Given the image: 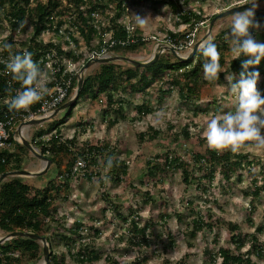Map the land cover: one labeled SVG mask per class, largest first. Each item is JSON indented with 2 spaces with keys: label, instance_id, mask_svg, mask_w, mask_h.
<instances>
[{
  "label": "rangeland",
  "instance_id": "374dc122",
  "mask_svg": "<svg viewBox=\"0 0 264 264\" xmlns=\"http://www.w3.org/2000/svg\"><path fill=\"white\" fill-rule=\"evenodd\" d=\"M226 3L229 5L224 6ZM236 3H240V0H189L183 8L199 9L205 18L193 23L194 26L199 22L196 39L205 33L211 14ZM56 9L60 10L58 14L61 16H73L76 12L75 5L68 0H60ZM260 9H264V2L258 3L255 10ZM107 12L112 16L114 11L112 9ZM134 14L149 17L145 27L134 30L149 39L136 50L116 53L147 58L170 31L185 34L193 27L189 25L192 18L183 20L165 3L129 4L123 10L124 21L130 24ZM99 16H102L104 24H108L109 19L104 14ZM230 17L231 14L218 18L210 34L212 36L221 29L227 30L225 38L229 47L224 51L226 60L235 56L228 37ZM34 20L33 16H25L22 21L24 25L17 34H13L17 25L13 26L7 18L0 20V38L6 35L23 38L26 34H32ZM43 37L61 41L57 35L44 33ZM109 37L108 32L105 39ZM254 39L264 44V35L257 34ZM76 48H80L82 52L84 50V55L88 54L84 40L78 39ZM167 53L169 52L165 51L163 54ZM99 65L100 63H95L89 66L85 75L96 71ZM80 67L81 62L78 61L77 69ZM221 67L223 69V65ZM228 75L224 72L219 75L217 82H209L204 79L201 71L196 82L197 98L191 100L179 96V85L171 91H165L159 88L157 81L144 91L135 90L130 85L126 86V91L119 87V96H115L116 101L112 104L108 103L105 93H100L96 97H80L71 114L66 117L63 116L68 111L67 108L58 112L51 120L63 119L57 126L60 140L73 138L75 144L71 143L70 151L57 152L55 163L52 161L46 172L33 177H18L40 187L55 176L58 168L63 170L68 160L81 156L79 152L88 144H100L104 149L114 148L113 155L123 159L128 167L121 180H113L104 162L106 156L97 155L95 162L87 164L85 170L73 175L69 183L62 186L53 201L55 212L52 216L55 219L49 220L47 231L49 234L52 230L51 239L48 240L50 253L65 254V264H104L106 261L103 257L106 255L118 264H218L220 258L216 257L213 261L208 252H214L223 245L234 250L230 241L233 232L231 225L234 223L242 232H254L264 248V187L258 195L250 192L254 188V183L251 182L253 177L257 178V185H264V180H261L264 149L246 142L239 152L247 153L246 159L253 160L252 163L243 161L244 166L237 167L230 179L222 176L217 167L211 181L202 180L205 189L194 178L185 183L180 168L172 169L165 175L157 173L156 179L145 173L146 160L155 154L161 153L164 156L165 151L173 150L193 164L192 155L195 152H205L208 146L205 138L207 121L214 113L234 111V97L226 88L229 84L226 79ZM73 88L66 99L72 94ZM257 89L264 96V74H259ZM143 98L151 106V111L138 112L136 104ZM113 118L117 121L110 123ZM51 120L28 128L27 134L32 142L33 133L40 127H47ZM183 128L189 131V136L184 135ZM154 130L158 133L155 134ZM54 133V126L48 127L42 138L46 141ZM12 147L13 142L5 148ZM26 149L21 150L22 167L34 170L40 168L42 161L27 147ZM89 159L90 157L87 160ZM83 172L91 173V177L88 178ZM195 172L200 173L197 169ZM198 210L207 220H211V228H195L193 218L197 216ZM132 219L141 227L145 224L146 240L132 230ZM77 221L80 222V235L70 230L76 227ZM257 225H261L263 229L256 230ZM5 232L0 229V235ZM61 234L76 238L71 245L72 251L77 250L78 241L87 242L89 248L98 251L101 257L92 263L79 262L68 253V244L72 243L62 238ZM246 247L247 245L243 249ZM41 255L42 245L37 258L29 259L24 254L19 263L10 264H36ZM252 259L257 264H264V256L252 254Z\"/></svg>",
  "mask_w": 264,
  "mask_h": 264
},
{
  "label": "trees",
  "instance_id": "16d2710c",
  "mask_svg": "<svg viewBox=\"0 0 264 264\" xmlns=\"http://www.w3.org/2000/svg\"><path fill=\"white\" fill-rule=\"evenodd\" d=\"M68 1L72 2L76 9L72 23L76 27L77 35L73 36V39L77 46L78 39L84 40L88 52L92 49L99 50L105 43V35L108 32L110 33V37L116 40H130L131 37L134 38V40H130L125 44L115 43L109 46V49L115 52L123 50L133 51L146 43L149 37H145L135 31L133 36H131L127 29L123 10L129 4H142L146 2L153 5H157L158 3L168 4L171 10L177 13L183 20L192 18V22L189 24L191 26H193L194 21L205 19L202 17L199 9L183 8L189 0ZM59 3L60 0H0V20L7 18L13 26H16L22 23L25 16H29L30 18L32 16L35 17L33 21V32L30 36L32 40L40 36L42 29L46 25V21H50L49 16H61V14H58L60 10L58 11L56 9ZM112 4L114 7H112ZM227 5H229V3H226L224 6ZM112 9L114 11L113 15L109 16L110 12L107 11ZM93 12H97L98 14L94 15ZM100 14H104L105 18L109 19L108 24H104L101 20L102 16H99ZM214 14L215 13L211 14L210 17ZM254 22L259 26L249 29V34L253 39L257 34L264 35V9L255 10ZM226 33V29H221L211 37L221 54L220 64L223 65V71L219 75L227 72L234 77L233 82H236V80L239 79L240 73L244 71L241 65L248 57L241 55L239 58L233 56L229 60L225 59L224 51L229 47L228 40L225 38ZM168 35L177 40L182 37L184 33L181 34L170 31ZM49 44L51 43H45V45ZM81 55L82 52L74 54V58L77 60ZM87 59L86 56L84 62ZM205 59L206 58L197 50L191 58L186 60L178 59L171 53H167L161 55L155 62L143 66L130 64L124 61L100 63L96 71L85 75L83 86L75 103L68 109L63 117L71 114L73 107L78 103L80 97H96L100 93H105L108 103L112 104V102L116 101L115 96H119V92L117 91L119 87L126 91V86L130 85V87H133L135 90L144 91L149 85L157 81L159 82V88H161V90L171 91L174 87L179 85L177 88L180 97L185 100L195 99L197 98L196 82L200 72L203 71L202 64L205 62ZM248 71H256L259 72V74H264V58L260 60L258 65L250 67ZM180 81L183 82L179 84ZM75 82L76 76L73 78V84L69 93L75 85ZM14 85H17V83H14ZM10 86L11 85L7 83V76L0 75V96L4 95ZM14 96L15 94L13 93L12 97ZM119 105H121V102ZM6 106L8 107V105ZM136 106L138 112H149L152 109L151 106L146 103V98H143ZM118 108H121V106ZM9 111L12 112L13 110ZM61 119L51 120L47 127H40L32 135L33 142L40 147L44 154L52 159L53 163L56 161L55 154L60 151H70V145L74 142L73 138L64 141L60 140V136L57 134L59 133V128L57 126L63 121V119ZM116 121L117 120L113 118L110 120V123H115ZM53 126L55 128V133L45 141L42 138L43 134L47 131L48 127ZM188 132L187 129L183 128L184 135L189 136ZM154 133L157 134L158 131L154 130ZM141 135H143V133H141ZM10 139L13 142V147L10 149H0V172L22 167L21 150L24 149L26 151L27 149L23 144L14 140L12 136ZM73 144H75V142ZM113 151L114 148L107 149L106 147L104 149L100 144H88L79 153L86 160L87 164L95 162V157L97 155L106 156V158H104L106 167L108 158L111 157L113 159V164L110 169L107 167V172L110 173V178L117 181L121 180L124 174L127 173L128 166L123 159L114 156ZM192 156L194 158L193 164L184 158V156L178 155L173 150L165 151L164 156H162L161 153L155 154L146 160L145 173L156 179L157 173L165 175L166 172L172 169L180 168L182 179L185 183H189L191 179L194 178L197 180L198 185H202L204 188L202 180L207 179L211 181L217 167H219L222 176L230 179L237 167L244 166L243 161H246L247 164L253 161L251 159H246L247 153L239 151L233 153L230 150L215 151L208 146L205 152H195ZM88 157H90L89 160H87ZM75 158L68 160L63 170L58 168L55 176L40 187L26 182L18 176L2 180L0 182V229L5 231L28 229L38 234L46 235L47 239L50 240V233H52V230L49 234L47 231L49 229V222L55 219V217L52 216L53 212H55L53 201L56 195L61 191L62 186L64 184L67 185L71 177L75 175V173H72V166L75 162ZM196 169L200 171L199 174H196ZM84 174L87 175L88 178L91 177V173L84 172ZM238 175L240 174L238 173ZM261 180H264V169ZM251 182L254 183V188L250 190V192L253 195H258L264 185H257L256 177H253ZM208 217H210V214ZM193 224L196 229H201L204 226H209L211 228L212 226L211 220H207L206 217L199 213V210L197 211V216L193 218ZM79 225L80 222L77 221L76 227L70 230H73L75 234L78 233ZM131 225L132 230L141 234V237L145 239V224L141 227L135 219H132ZM231 228L233 232L230 236V241L234 245V250L228 246H220L214 252H208L211 259L214 261L216 257H219L220 261L218 264H257L252 259V254L259 257L264 256L262 242L257 239L254 232H242L236 223L232 224ZM262 229L263 227L261 225L256 226V230L260 231ZM191 233H194V231H191ZM61 237L68 239V242L72 243L68 244V253L76 257L79 262L87 261L92 263L93 260H97L101 257L98 251L89 248L87 242L78 241L77 250L74 252L71 250V245L76 241V238L68 234H61ZM137 243L139 244L140 242ZM246 245V249H243ZM40 250V242L32 238L18 237L6 240L0 243V264L19 263L21 261V255L24 254H27L29 259L37 258L40 255ZM103 258L106 261L104 264H118L116 260H111L110 256L106 255ZM64 259L65 254H57L55 252L49 254V264H65Z\"/></svg>",
  "mask_w": 264,
  "mask_h": 264
},
{
  "label": "clouds",
  "instance_id": "9594fccd",
  "mask_svg": "<svg viewBox=\"0 0 264 264\" xmlns=\"http://www.w3.org/2000/svg\"><path fill=\"white\" fill-rule=\"evenodd\" d=\"M243 5H251V7L231 14L228 37L231 51L236 58L244 55L248 59L242 63L241 67L244 71L240 73L236 82H233L234 77L231 74L226 77L229 82L227 91L234 97V111L214 113L207 121L205 138L209 148L215 151L230 150L236 153L246 145V142H251V146L258 149H264V96L257 89L259 72L248 71L264 58V44L257 43L249 34L250 28L259 26L254 22L256 0H240L237 8ZM148 21V16L141 17L134 14L129 28L135 30L137 27H145ZM12 48L13 44L8 42L0 46V52L10 53L7 60L0 62L5 64L6 74L11 75L13 80L21 82L23 90L16 91L15 96L7 102L8 108L27 110L48 94L47 84L50 82V76L39 68L32 58V53L27 49L23 50L22 54H11ZM197 50L206 58L202 64L204 79L217 82L223 69L220 64L221 54L213 38L209 36L202 40ZM0 137L7 138L3 125H0ZM112 164L113 159L109 157L107 167L110 169ZM78 165L82 167L83 161H78Z\"/></svg>",
  "mask_w": 264,
  "mask_h": 264
},
{
  "label": "built area",
  "instance_id": "2783aa9c",
  "mask_svg": "<svg viewBox=\"0 0 264 264\" xmlns=\"http://www.w3.org/2000/svg\"><path fill=\"white\" fill-rule=\"evenodd\" d=\"M93 14L96 15L97 12H93ZM74 17L75 16H49L50 21H46V25L42 29L40 36L32 40L30 38L32 34H26L23 38L10 37L7 35L0 38V46L5 42L13 44L11 54H22L25 49L31 52L32 58L37 62L39 68L50 76V82L47 84L49 91L42 101L31 105L27 110L21 109L10 112L6 106L8 105L7 102L12 98L13 93L15 94L17 90H22V84L19 81L13 80L11 75L6 74V66L3 62H0V75L7 76V83L11 85L9 89H7V92L0 96V125H3V130L7 134L6 139L0 137V145H3L0 148L11 145L12 141L10 137H13V129L19 121L27 120L41 112L50 111L66 99L72 87L73 78L78 72V61H80L82 65L86 56L90 58L101 53L112 52L109 46L115 43L125 44L130 40H134L133 37H131L130 40H116L109 37L104 40L105 43H108H104L99 50L92 49L87 55H84L85 51L83 50L82 52L80 48H76V43L73 39V36L77 35L76 27L72 23ZM198 24L199 22L177 40L167 35L163 41L169 42L173 47L183 52L189 49L196 40ZM23 25V23L17 25L13 34L20 33ZM127 29L130 35L133 36L134 30H130L129 24H127ZM44 33L57 35L61 41L54 38L46 39L43 37ZM21 40H24V42L22 43ZM47 42L51 44L45 45ZM80 52L83 53V56L76 60L74 54ZM9 55L10 53L8 51L0 52V61L7 60ZM14 83H17V85H14ZM78 161H83L82 167L78 165ZM86 166V160L82 156H78L75 158V162L72 166V173H79L85 170Z\"/></svg>",
  "mask_w": 264,
  "mask_h": 264
},
{
  "label": "water",
  "instance_id": "95a60500",
  "mask_svg": "<svg viewBox=\"0 0 264 264\" xmlns=\"http://www.w3.org/2000/svg\"><path fill=\"white\" fill-rule=\"evenodd\" d=\"M256 2L258 4L260 2H264V0H256ZM239 5L240 3H236L231 6L225 7L223 10L219 12H216L212 16V18L209 20L205 33L199 38H197L192 44V46L189 49H187V51L184 53L180 51L179 49L173 47L172 44H170L169 42L159 41L158 47L153 51V53L150 56L144 59H140L132 55L120 54L116 52L101 53V54L88 58L81 65V67L79 68L76 74L75 86L69 98H67L64 102H62L60 105H58L56 108L50 111L41 112L27 120L19 121L13 129V137L16 139V141H18L19 143L27 147L29 151H31L36 158L42 161V166H40V168L35 169V170L29 169V168H23V167L5 170L3 172H0V182L8 177H15V176L16 177L17 176L33 177V176L42 174L48 170V168L52 164V159L46 154H44L42 150L39 148V146L35 145L30 140L27 134L28 128L34 124H38L44 121L51 120L58 112L62 111L65 108L69 109L75 103L79 95V92L83 86V83H84L86 69L89 66L95 63H105V62H111V61H124L130 64L143 66V65H148V64L155 62L165 51H168L169 53L174 55L176 58L181 59V60H186L188 58H191L196 53L199 43L202 40L210 36L213 24L218 18L226 16L228 14H232L233 12L242 11V10H245L251 7V5H243L237 8ZM185 56H187V58H184ZM22 127L25 128V134L21 133L20 129ZM18 237H28V238H32V239L39 241L42 245V255H41V259L36 264H49V254L51 250H50V244H49V241L46 235L38 234L37 232L28 230V229L9 230L0 235V243L6 240H11L13 238H18ZM3 264H10V263H3Z\"/></svg>",
  "mask_w": 264,
  "mask_h": 264
},
{
  "label": "bare ground",
  "instance_id": "6f19581e",
  "mask_svg": "<svg viewBox=\"0 0 264 264\" xmlns=\"http://www.w3.org/2000/svg\"><path fill=\"white\" fill-rule=\"evenodd\" d=\"M20 130H21V133H24L25 132V128L24 127H22Z\"/></svg>",
  "mask_w": 264,
  "mask_h": 264
}]
</instances>
